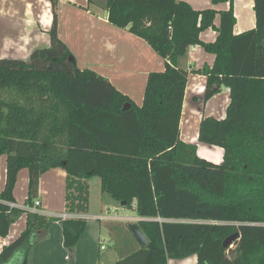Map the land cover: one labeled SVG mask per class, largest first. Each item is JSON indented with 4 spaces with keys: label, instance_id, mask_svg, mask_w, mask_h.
<instances>
[{
    "label": "trees",
    "instance_id": "1",
    "mask_svg": "<svg viewBox=\"0 0 264 264\" xmlns=\"http://www.w3.org/2000/svg\"><path fill=\"white\" fill-rule=\"evenodd\" d=\"M50 1L51 45L35 50L29 62L0 59V165L3 157L7 163L0 237L27 214L26 229L4 246L0 264H28L38 232L48 233L55 222L67 249L84 234V219L29 210L39 201L42 175L54 168L67 173L68 213L86 211L87 180L96 176L103 194L142 219L136 224L148 245L135 240L137 249L115 264H168L191 256L198 264H264V0H254L256 27L239 35L235 0H211L230 4L220 13L182 0H104L109 23L143 39L165 61L164 71L149 74L142 105L70 60L58 35L60 0ZM209 29L218 33L214 43L200 38ZM194 46L216 57L212 67L192 70L207 78L204 102L223 87L230 91L226 118L206 117L199 130L200 143L224 150L220 164L181 140L190 74L181 62ZM23 169L29 170L27 209L10 206ZM210 221L216 223H203Z\"/></svg>",
    "mask_w": 264,
    "mask_h": 264
},
{
    "label": "crops",
    "instance_id": "2",
    "mask_svg": "<svg viewBox=\"0 0 264 264\" xmlns=\"http://www.w3.org/2000/svg\"><path fill=\"white\" fill-rule=\"evenodd\" d=\"M182 1L196 10L214 9L220 13L230 8L229 3L215 5L211 0ZM103 2L104 0H60L57 7L58 35L72 52L80 69H91L102 75L137 105H142L149 74L164 71L165 61L143 39L109 23L108 13L102 7ZM233 8L236 17L235 35L256 27L254 0H235ZM53 20L50 0H0V59L29 62L35 50L51 45L49 31ZM220 23L221 16L218 14L215 19L216 28L220 27ZM217 36V31L209 29L201 33L200 38L205 43H214ZM215 59V55L207 53L201 46H194L189 49L187 58L181 62V66L190 74L180 129L181 140L185 144L196 146L199 157L220 164L223 162L224 150L200 143L199 130L206 117L218 120L226 118L230 91L223 87L220 93L204 102L207 78L192 72L212 67ZM6 179L7 163L6 157H3L0 165V192L5 188ZM28 195L29 170L23 169L19 172L14 190L15 205L27 209L25 203ZM39 202L40 213L47 217H58L67 213L65 170L54 168L42 175ZM88 210L89 203L85 212L75 215L94 223L103 219L107 220L103 222L110 223V219L114 218L104 215L102 210L99 213H88ZM130 220L137 223L142 219L138 216ZM104 225L108 226L112 234L111 225ZM26 227L27 214H24L11 226L8 237H0V252L4 246L15 241ZM90 233L85 230L77 246L70 250L64 246L60 222H55L48 233L45 230L38 232L40 241L30 249L28 264H102L93 254V249L99 246L101 231ZM84 237L88 245L87 251L83 252L79 245ZM168 264H198V259L191 256L185 260H170Z\"/></svg>",
    "mask_w": 264,
    "mask_h": 264
},
{
    "label": "rangeland",
    "instance_id": "3",
    "mask_svg": "<svg viewBox=\"0 0 264 264\" xmlns=\"http://www.w3.org/2000/svg\"><path fill=\"white\" fill-rule=\"evenodd\" d=\"M100 1V0H98ZM87 184L89 185V210L88 213H99L101 210L103 211L104 215L114 217L110 220L112 222H103L107 221L103 219L99 221H88L86 231L90 232H98L101 231V239L98 248L93 249V254L95 258H99L102 264H112L116 263L122 257L130 254L132 251L137 249L134 241L135 238L133 237L132 233L130 234L128 231V226L130 224H136L131 218L138 217V214L135 209H123L121 204L114 199H112L109 195L103 194L101 192V182L99 177H92L91 179L87 180ZM88 206V205H87ZM119 217V218H116ZM116 218V219H115ZM124 218H129L128 220H124ZM85 220V219H84ZM121 220V221H119ZM124 220V221H123ZM103 222V223H102ZM98 223V224H97ZM104 223L111 225V233L108 226L104 225ZM202 223V222H197ZM214 224L216 222H203ZM264 225V224H263ZM86 237L82 239V243L80 248H83V252L87 251L86 247ZM103 246L105 249H103ZM234 248V247H233ZM191 261H188V263Z\"/></svg>",
    "mask_w": 264,
    "mask_h": 264
},
{
    "label": "water",
    "instance_id": "4",
    "mask_svg": "<svg viewBox=\"0 0 264 264\" xmlns=\"http://www.w3.org/2000/svg\"><path fill=\"white\" fill-rule=\"evenodd\" d=\"M70 60L72 62H75L74 58H70ZM130 108L129 105L125 106V108L123 109L124 111H127ZM129 230L132 233L133 237L135 238V240L137 241V243L141 246V247H146L149 243L148 239L146 238V236L144 235V233L142 232V230L140 229V227L137 224H130L129 225ZM239 237V234H234L230 237H228L223 245L225 248L229 247L230 245H232V243Z\"/></svg>",
    "mask_w": 264,
    "mask_h": 264
},
{
    "label": "built area",
    "instance_id": "5",
    "mask_svg": "<svg viewBox=\"0 0 264 264\" xmlns=\"http://www.w3.org/2000/svg\"><path fill=\"white\" fill-rule=\"evenodd\" d=\"M10 206L11 207H15L16 205L14 204V203H11L10 204ZM40 206V202L39 201H37L36 202V206L34 207V208H31V209H29L30 211H33V212H40L37 208ZM75 217H77L76 215H72V214H70V213H66V214H63V215H61V216H58V218H62V219H71V218H75ZM157 221H159V222H163V221H165V220H163V219H157ZM103 249H105V247L103 246Z\"/></svg>",
    "mask_w": 264,
    "mask_h": 264
}]
</instances>
